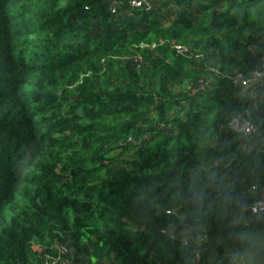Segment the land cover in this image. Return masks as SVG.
Wrapping results in <instances>:
<instances>
[{"label":"trees","instance_id":"trees-1","mask_svg":"<svg viewBox=\"0 0 264 264\" xmlns=\"http://www.w3.org/2000/svg\"><path fill=\"white\" fill-rule=\"evenodd\" d=\"M263 53L264 0H0V264H264Z\"/></svg>","mask_w":264,"mask_h":264},{"label":"built area","instance_id":"built-area-1","mask_svg":"<svg viewBox=\"0 0 264 264\" xmlns=\"http://www.w3.org/2000/svg\"><path fill=\"white\" fill-rule=\"evenodd\" d=\"M127 6L132 9H141L149 11L153 8V0H125ZM110 11L112 14L119 12L118 1H112L110 3ZM180 52V48L177 47ZM137 62H141L139 58L136 59ZM264 82V53L260 56L258 60L257 68L251 74V77L246 80L243 85L250 87L251 85H258ZM227 127L229 131L239 137L244 139H252L260 136L259 128L248 120L247 117H243L238 114H233L230 116ZM251 191L258 194L259 197L250 207V214L252 215H262L264 216V186L259 187L258 185H253ZM168 213V212H167ZM55 264H65L62 258L59 257Z\"/></svg>","mask_w":264,"mask_h":264},{"label":"rangeland","instance_id":"rangeland-1","mask_svg":"<svg viewBox=\"0 0 264 264\" xmlns=\"http://www.w3.org/2000/svg\"><path fill=\"white\" fill-rule=\"evenodd\" d=\"M158 0H153V4L155 3V2H157ZM130 17V16H129ZM65 260V259H64Z\"/></svg>","mask_w":264,"mask_h":264}]
</instances>
